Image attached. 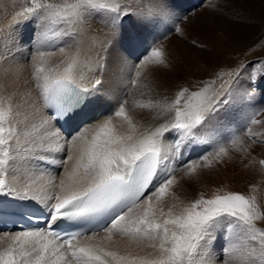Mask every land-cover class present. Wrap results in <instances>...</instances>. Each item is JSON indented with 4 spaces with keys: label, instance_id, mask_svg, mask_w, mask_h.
<instances>
[{
    "label": "snow or ice",
    "instance_id": "1",
    "mask_svg": "<svg viewBox=\"0 0 264 264\" xmlns=\"http://www.w3.org/2000/svg\"><path fill=\"white\" fill-rule=\"evenodd\" d=\"M112 13V27L118 28L123 19L135 13L121 11L120 5H111L104 0H74L72 3L56 4L48 0H31V7L17 12L12 22L0 32V49L14 42L15 29L35 23L37 30L47 38L49 25L58 23H83L86 15ZM180 32V28L174 29ZM56 36L74 37V31H61ZM136 34H130L128 41L134 44ZM63 52V48L59 49ZM12 53L13 49H9ZM51 53L37 51L33 61V79L46 107L54 108V114L45 118L41 115L39 124H32L24 131L26 152L38 156L41 161L48 156L63 154L60 167L65 169L58 183L53 177L48 183L51 194L44 189H33L26 185L17 191L8 181L12 144L19 143L21 130L14 124L16 113L13 104L0 98V195L35 202L47 213L45 229L21 230L11 237L12 242L0 250V264H217V257L211 251L216 233L222 227L229 231L236 229L235 238L245 245V253L238 264H264V229L256 221L264 218L254 197L240 192L217 191L210 197L203 194L187 206L174 213L173 205L165 213L157 203L168 194L176 183L177 169L170 167V161L178 159L182 149L188 145L207 144L206 136L211 131V122L217 113L230 103L233 90L208 96V87L192 92L183 106L187 88L182 89L168 107L174 111L171 121L160 123L140 131L120 102L113 114L122 117L129 125V131L117 130L112 120L106 119L89 138L83 134L88 125L87 111L99 99L96 80L91 87L77 81L74 69L77 59L71 58L63 72L53 75L54 69H46L45 56ZM165 53L152 47L145 59L153 64L165 65ZM18 63L13 55L0 58V71L10 72ZM135 67V66H134ZM137 76L139 72L135 73ZM264 79V77H262ZM223 88V85H221ZM249 98L253 93L246 94ZM253 118L250 123H258ZM81 118L83 127L69 131L64 136L58 130L50 131L56 123H69ZM27 119V118H26ZM154 119V117L152 118ZM250 131V129H249ZM175 132L178 138L173 142L171 156L164 147L165 134ZM55 141L53 142V139ZM79 153L70 170L66 166L73 160V149ZM216 143L215 159L229 155V148ZM228 143L235 144V138ZM211 166L207 156L202 157ZM264 164V161L260 162ZM187 177L196 172V165L189 162ZM140 209L139 212L134 210ZM62 224L76 231H58ZM92 232L83 243L80 237ZM105 232L106 240L113 235L128 237L131 241H149L148 247L156 250L154 256L133 254L120 255L100 243H92L95 235ZM250 242H258L259 252ZM233 239L225 233L222 249L223 264H237L233 252L238 248Z\"/></svg>",
    "mask_w": 264,
    "mask_h": 264
},
{
    "label": "rangeland",
    "instance_id": "2",
    "mask_svg": "<svg viewBox=\"0 0 264 264\" xmlns=\"http://www.w3.org/2000/svg\"><path fill=\"white\" fill-rule=\"evenodd\" d=\"M110 1L112 0H104V2L107 3ZM192 1L194 2V4L191 5L190 8L188 9L186 8L184 11H180L182 6H184V0H152V1L138 0L137 9H141V10L127 11L126 8L121 7V11H123L124 9V11L135 13V15H131V19L136 18L139 27H142L144 29V26L149 28L150 27L153 28L155 26L156 30H161V29L166 30V36L163 39L159 37L160 39L159 41H153L151 43L153 46L150 44L151 47L149 45L151 40L147 41L146 38H144V35H141L140 37L138 36L139 39L134 44H130L133 45L130 48V52L132 51L133 52L130 54L131 57L129 58L131 59L133 57L132 59L134 60H133V64L130 67L127 66V69L125 70V72H123L124 76L122 75L123 78L122 83L125 84L121 85L120 90H124V89H126L125 91L129 90L122 95L125 101L123 106L127 114L132 118L133 123L134 124L137 123V125L136 124L135 125L140 129H145L149 127L154 128L158 126L160 123L171 121L174 117L173 110L170 112H168L169 110L166 111L164 115L157 113L159 110L148 111L145 108V103H143L142 101L137 102L139 98L134 93L140 90L142 93L148 92V89L145 88L146 81L148 78L145 80L144 74H142L141 72V77L145 81L139 83L138 82L139 77L135 73L139 70L140 66L144 64V60H147L145 58L146 56L148 57L150 55L151 48L157 47L159 44L162 47L163 44L162 41H165L169 36L171 37L172 35L175 36L173 38L181 40L179 42H184L185 44H189L196 49L198 48L203 51L205 50L207 54H205L206 57L204 56V54L203 56L207 58L208 55H211L213 53H210L209 50L203 48L202 37L204 32L203 34L194 36L189 31L190 29L189 27L192 23L191 21L196 19L194 21L199 22L200 20L198 19L199 17L197 16L199 14H201L204 18L207 17L210 18V14L208 13L209 11H213L214 13H216L218 15L217 17L221 18L222 20L223 18L229 19V20L226 19L228 21L227 22L228 24L227 25L225 24L226 27H224L225 34L226 36L228 35L227 38L226 37L223 38L225 34L224 31H222L221 27L219 28L216 27L212 31L214 33L213 34L214 38L216 39L217 42H225L223 47H226V55H225L226 58H225V62L222 65L224 66V79L222 80L221 84L217 85L214 89H209L211 85L208 84L207 95L212 96L213 93L219 92L221 93V95H217L215 98L221 99L223 93H226L231 88L233 90V94L229 98L230 103H228L226 107L222 108V110L219 111L216 117L212 120L211 131L206 136V139L209 141V143L200 144L197 146L188 145L182 149L180 160L176 162L174 161L173 168L177 169L175 172L176 183L169 188L168 194L161 198L165 202L161 200L160 201L162 203L158 202L159 205L161 206V207L159 206L158 208H162V204H163L164 207L163 210L167 212L169 207L175 205L176 207L173 208L174 210L173 212L176 211L178 212L179 208L183 207L181 204L186 200L187 201L190 200L187 196L178 193L177 190L179 189V187L187 186L186 173L188 169L187 167H185V165L191 162L194 165H196V172L193 174V176L197 175L199 178H202L203 175L208 173L207 176L209 177L203 179V183L204 184L208 183V187H212L215 189V191L211 195L215 194L217 191L221 192V189H219L220 187L222 188L225 187L224 188L225 192H227L228 190L234 192H240L246 196L254 197L255 198L254 203L260 205L259 206L260 208L259 207L258 208L262 213H264L262 210V208H264V164L260 163L261 161H264V90L259 91V89L255 88L254 86L256 81L258 80H260L261 83L264 82V79H262V77H264V7H262L261 4L263 0H257V2L255 1L256 2L255 5H252L249 2L244 3L243 0H211V1L192 0ZM215 1H218L219 4L214 5V7L208 5V3L211 4ZM48 2L56 3V4H64L66 2L72 3L74 2V0H48ZM113 3H114L113 6L117 5V3L115 2ZM118 5L122 6L121 3H118ZM27 7H31V0H0V16L2 15V17H0V29H1L0 32H2L5 29V27H7L11 23L10 21L13 20L14 17H16L17 12H23V10ZM207 13L209 16L206 15ZM112 17H113L112 13H108V14L93 13L92 15H86L83 23L74 22L70 25L63 23L49 25L48 27L50 30L47 32V38H45L42 35L41 31L37 30V26L35 25V23H30L25 27L17 28L18 30L16 29L17 31H15L16 38H14V42L10 43L13 45L10 46L9 44L8 45L9 47H6L5 49L6 50L8 49L7 53L9 55H12L13 52L10 53L9 49H12L14 45L15 47H17V48L13 47L15 49L13 51L18 52L14 54V56L17 55V57L15 56L16 58L14 57V59L18 61L16 65L18 64L19 66L14 65L15 67L13 66L14 68L12 69V71L8 73L0 71L1 73L0 81L2 82L4 81V86L6 87L4 91L5 93L7 92L6 95L4 93L5 95L4 97H7L4 100L8 99L7 101L9 100L11 102L13 101L12 104L13 106L15 105L14 107L16 108V113L19 110L21 111L18 112L19 114H23L24 109L29 105L30 101L34 103L35 98L36 99L38 98L35 102L43 103V98L42 96H40V93L36 88V84L33 79L34 67H33V61L29 59V54H31L32 57H36L37 51H44L46 53H51L50 55H46L44 58L45 68L54 69V70L56 69V66L57 68H59L58 67L59 63L66 61L69 62L71 58L73 57L78 58V56L82 55L83 42L81 38L83 35L82 32L84 30L83 27L86 25L90 28L91 32L92 31L93 33L95 32L94 33L95 35L99 30L103 31L104 29L110 33L112 32V38H111L112 40L110 45L111 44L114 45L116 44V42H118L120 46L117 47H121L124 49L129 44L128 36L130 34L137 35V30L139 31L140 29L136 27L135 23L134 24L132 23L133 25L132 30L128 29L127 22L131 23V21H127V19L129 18H127L126 20L123 19L124 24L122 23L118 28L113 29ZM191 17H194V19L190 20ZM149 21L152 23L156 22V24L155 23L153 25L152 23L147 24ZM210 21L211 22L206 21L207 23H209L210 27L216 24L215 20L213 19L211 20V18ZM143 23L145 24L144 26ZM186 24H188L187 27ZM199 25L202 26L203 24H199ZM177 27L180 28L181 30L180 32L174 30ZM210 27L208 28L204 27V31L205 29H209ZM227 28L228 31H226ZM69 30L76 32V35L71 38L66 36L55 35V33L61 31H69ZM204 37L207 38V36ZM192 42H196V45L198 46L196 47L192 45ZM18 43H20V45ZM206 45L208 47V44ZM147 47H150V49L149 48L147 49ZM61 48H63V52L59 50ZM5 49H4V54L6 57L8 56V54L5 53ZM181 49L183 48L181 47ZM112 52L113 50L109 52V55ZM187 52L189 51L187 50ZM164 53H165L164 59L169 60V58L172 55L167 53L166 51H164ZM189 54L191 60H189L188 62L183 61L184 62L183 67L180 66L181 72H178L176 69L173 68V70L177 71V73H175L177 75L173 74V72H172L173 75H171V73L170 75H167L171 83L173 80V85L166 94L167 98L171 97V100L174 101L178 93L182 89L184 88L188 89V92L185 93L184 99L181 101L182 106L185 103V101H187L190 98L192 92L200 91L201 89L206 87L205 84L206 79L201 77L200 75L202 74L197 70H195L196 66L193 64L191 65L190 68L189 65L188 66L186 65L191 63L192 60L196 63V61L200 59L197 56L198 55L197 52L192 50L191 52H189ZM105 56L107 57V55ZM123 56H125V54H123ZM57 58L59 61L57 60ZM88 58L84 57V60H88ZM56 60L59 63L56 62ZM207 60H211V58ZM148 62L152 63V61L150 60H148ZM170 63L171 62H169L167 65H169ZM171 64L170 66H172ZM170 66L167 68L170 69ZM218 68L219 67L215 68V66H213L214 72L211 71V74L213 72L212 75L214 74L217 75L216 70H218ZM188 69L190 70L188 71ZM105 70L106 68L103 67L102 74L104 73ZM253 70H256L258 72H256V74H253ZM127 71L133 72L134 76L132 75V73L129 76ZM53 73L55 74L56 70ZM2 82H0V84ZM30 84L31 86L33 85L31 90H30L31 87ZM222 84H224L225 86L224 90H222L223 88H221ZM28 87L30 91L28 90ZM32 91L35 92L34 95L36 96L34 95L32 96ZM129 92L131 93V95ZM249 92L253 93V95L250 98L246 95ZM25 98L27 100H24ZM126 101H128V103ZM132 103H134L135 106H133ZM21 106L23 110L21 109ZM126 106L128 109L130 107L131 110L130 109L128 110ZM144 108H145L144 110L145 112L142 111V109ZM147 111L148 113L150 112L151 114L149 115V117H146L144 115L146 114ZM18 113L16 114V116H19ZM254 114H255L254 119L258 121V123H250ZM152 115H155V117ZM159 116H161L162 118ZM153 117L154 119H152ZM148 119L150 122L148 121ZM142 124L144 125V128ZM115 127L117 128V126ZM120 129L121 128H117V130ZM121 130L124 131L125 130L124 127H122ZM233 138H235L236 140V143L234 145L228 143ZM212 141H218L220 145L228 147L229 155L227 157H221L219 160L215 159L214 149L216 148L217 145ZM204 156H207L208 161L212 162L211 166H207V161L202 159V157ZM59 158L63 159L64 155L55 158V160L60 163ZM59 171H62V169H59ZM193 182H195L196 186L198 185L196 179L195 180L193 179ZM257 193L259 194L257 195ZM205 197H207V195H205ZM195 198L197 199L199 197L196 196ZM156 202L157 201L155 197H153V203L155 204ZM263 219L264 218H261V220ZM227 230L228 229L226 228L225 233L227 232L234 242L236 239L234 231H236V229H232L230 231ZM218 231L220 232L221 229H219ZM114 236L117 235L114 234L113 237ZM11 237L12 236L0 238V250H3L12 242ZM119 237H121L120 240L126 239L123 236H119ZM96 240L94 241V243L101 242L100 244L102 246L107 245L105 238L104 240L100 239L102 241L98 239ZM126 241L128 240L126 239L125 242ZM111 242L113 244V242L115 241L112 240ZM236 243H241V242L237 239ZM256 243L254 244L256 248L259 249L258 242ZM109 250L113 251L114 249L110 247ZM221 255H223L222 252ZM256 264H260L259 260H256Z\"/></svg>",
    "mask_w": 264,
    "mask_h": 264
},
{
    "label": "bare ground",
    "instance_id": "3",
    "mask_svg": "<svg viewBox=\"0 0 264 264\" xmlns=\"http://www.w3.org/2000/svg\"><path fill=\"white\" fill-rule=\"evenodd\" d=\"M255 1L257 2V0H243L244 3L245 2H249L252 5L256 4ZM113 2H115L117 4L121 3V5H122L121 7L122 8H126L127 11H130V10H141V9H137L138 0L137 1L136 0H123V1L122 0H112V1H110L108 3L113 5L114 4ZM193 4H194V2L192 0H184V6H182L181 10L180 9L179 10L180 11H184L186 8L187 9L190 8L191 5H193ZM217 4H219L218 1H215V2H213L211 4L208 3V5H210L212 7H214V5H217ZM261 4H262V7H264V0L261 2ZM123 11H124V9H123ZM208 13L210 14L211 20L212 19L215 20V23H216L215 25H212L210 27L209 23L206 22V21L211 22L210 18H208V17L204 18L201 14H199V15H197L199 18L198 17L197 18L201 21V23H200V21L199 22H195L194 20H196V19H194V17H191L190 20L191 19H194V20L191 21L192 23L189 21L191 23V25L189 27L190 28L189 31L194 36L195 35H199V34H203V32H204L203 37H202V39H203V48H206L207 50H209L210 53H213V54L208 55V57L205 58L206 57L205 54H207L205 52V50L203 51V50L198 49V48L196 49V48H194L193 46H191L189 44H185L184 42H179L181 40L173 38L175 36L172 35L171 37L169 36L165 41H162L163 42L162 47H161V45L159 43H158L159 45L157 46V48H161L162 50H164L167 53L172 55L169 58V60H165L166 66L165 65L157 66V65H155L153 63L148 62V60H144V64L142 66H140L139 70L137 71V72L140 73V75L138 76L139 77V81L138 82L139 83L143 82V81H145L148 78L147 81H146V86H145V88L148 89V92L142 93L141 90H140L138 92H135L134 94L139 98L137 100V102L142 101L143 103H145V108L148 111L159 110L157 113L164 114V115H165L166 111H168V110H169L168 112L172 111V109H170L168 106L170 104H172L173 101L171 100V97L167 98L166 94L170 90L171 86L173 85V80H172V83H171V81H170V79H168L167 75H170V73H171V75H173V74L177 73V71L181 72L180 71V66L183 67V63H184L183 61H187L188 62L189 60H191L189 52H191L192 50L197 52V54H198L197 56L200 59L197 60L196 63L192 60L191 63H189V64L185 63V64L187 66L189 65L190 68H191V65H193V64L196 66L195 70L200 72L202 74L200 76L206 79V82H205L206 86L208 87V84L211 85V87H209V89H214L217 85L221 84L222 80L224 79V66H222V65L225 62V58H226V56H225L226 55V47H223L225 42H217L216 41V39L214 38V35H213L214 33L212 31L216 27H218V28L221 27L222 31H224V27H226V25L228 24L227 20H229V19L226 18L227 19L226 20L225 18H223V20H222L221 18L217 17L218 15L216 13H214L213 11H209ZM208 13L206 15H208ZM102 14H108V13L105 12V13H102ZM0 17H2V15ZM124 20H126V19H124ZM127 21H131V23L127 22L128 23L127 24L128 25V29L132 30L133 29L132 23L133 24L135 23L136 27L138 29H140L139 31L137 30V36L140 37L141 35H144V38H146L147 41L151 40L149 45L153 41H159L160 40L159 37L163 39L166 36V30L165 29L156 30L155 26L153 28L145 27L144 23H143V26H144V29H143L142 27H139V24H138L136 18H132L131 19V16H129V19H127ZM10 22H12V20ZM151 23L152 22L149 21L147 24H151ZM154 23L156 24V22H153L152 25ZM199 24H203V25L201 26ZM3 26H5V25H3ZM187 26H188V24H186V27ZM204 27L205 28L210 27V28L209 29H205V31H204ZM6 28L7 27H5V29ZM83 28H84V30L82 32L83 35H82V38H81V40L83 42V44H82L83 50H82V55L78 56V58H76L77 59V65H76V68L74 69V73L76 75L77 81L80 82V83H83L85 86H88V87H91L92 85H94L96 80H100L101 81V84L98 86V88H99V92H98L99 99L96 100L90 106L89 110L87 111L88 119L85 120V123L88 125V127L85 129L83 134H86L90 138L91 135L96 131L98 126L100 124H102L106 119H109V118L112 120L113 126H117V128H121V129H122V127H124V129H125L124 131H129L130 129H129V125L127 124V122L122 117L115 116L113 114V111L114 110H118L119 103L122 100L124 101L122 95L125 94L127 91H129V90L125 91L126 89L120 90V87H121L122 84H125V83H122V80H123L122 75L124 76L123 72H125V70L127 69V66L130 67L133 64V60H134V59H132L133 57L131 59L129 58V57H131L130 54L133 52V51L130 52V48L133 45H130V43H129L124 49L121 48V47H117V46H120L118 44V42H116V44H114V45L113 44L110 45L111 40H112L111 39L112 38V32L110 33L108 31H106L105 29L103 30L101 28L103 31L98 29L99 31L95 35L94 34L95 32L94 33H93V31L91 32L90 28L87 25L84 26ZM17 30L15 29V31H17ZM226 31H228V28H227ZM224 34H225V31H224ZM169 35H170V33H169ZM204 36H207V38L204 37ZM227 36L225 34L223 38H225V37L227 38ZM18 40H20V39H18ZM18 44L20 45V43H18ZM206 44H208V47H207ZM11 45H13V44H10V46ZM151 45H150V47H151ZM192 45H194L196 47L198 46V45H196V42H192ZM13 47H15V45ZM13 47H12V49L15 50ZM150 47H147V49L148 48L150 49ZM181 47L183 49H181ZM15 48H17V47H15ZM26 48H27V46H26ZM4 49L5 48L0 49V58L5 57ZM184 49H186V50H184ZM7 50L5 49V53L6 54H8ZM106 50H107V52H106ZM111 50H113V52L110 53V55H109V52ZM187 50L189 52H187ZM15 53H18V52H14L13 51L12 55L14 56ZM122 53L125 54V56H123ZM99 54H101V55H99ZM203 54H204L205 57L203 56ZM105 55H107V57ZM15 56L17 57V55H15ZM87 56L90 57V58H88ZM84 57L88 58V60H84ZM210 58H211V60H207V59H210ZM57 60H58V58H57ZM57 60H56V62L59 61V60L58 61ZM169 62L172 63V64L170 63L172 66H170V64L167 65ZM67 64H68L67 61L59 63V66H58L59 68H57V66H56V69H55L56 73L55 74L63 72L64 68L67 67ZM169 66H170V69L167 68ZM213 66H215V68L219 67L218 70H216L217 75L216 74L212 75L213 72H214L213 71ZM103 67H105L106 70L102 74ZM173 68L176 69L177 71L173 70ZM189 70L190 69H188V71ZM131 71L130 72L127 71L129 76L131 75V73H132V75L134 74ZM211 71H213L212 74H211ZM141 72H142V74H144L145 80L142 79ZM172 72H173V74H172ZM256 72H258V71L253 70V74H256ZM52 74L55 75L54 73H52ZM0 75H1V73H0ZM175 75H177V74H175ZM213 76H216V77H213ZM25 77H26V75H25ZM164 77H165L166 80L164 79ZM212 79H214V80H212ZM6 80H8V79H6ZM0 82H2V81H0ZM222 85H223V89L222 90H224L225 86H224V84H222ZM30 86H31V84H30ZM32 86L30 87V90H31ZM237 86H239V85H237ZM254 86H255V88L259 89V91L264 90V82L261 83L260 80L256 81ZM127 87H128V85H127ZM5 88L6 87L4 86V81H3L0 84V98H2L3 100L5 98H7V97H4L6 95V93H7V92L5 93V91H4ZM234 88H236V87H234ZM28 90H29V87H28ZM34 91H36V90H34ZM131 92H133V91H131ZM4 93H5V95H4ZM34 94H35V92L32 91V96ZM130 95H131V93H130ZM34 96H36V95H34ZM37 99L35 98L34 103H32V101H30V103H29V101H28L29 105L28 106L26 105L27 106L26 108L23 107V108H25L24 111H23V114H19L18 112L20 110L18 111V109H17V111H18L17 113L19 114V116H16V120L14 121V124H16L17 127H19L20 130H21V139H20L19 143H15L14 142L12 144V151L10 152V156L13 157V159L10 160L7 179L10 182V184L17 191H21L22 192L26 185H30L33 189H37V190L38 189H44L46 191H49V194H51V191H50L51 185H49V183H48L49 179H52L54 177L56 179V182L58 183L59 179L62 178L63 175H64L65 169H62L60 166H58V165H60V163L55 160L56 157L62 156L63 154H55L54 156H56V157L50 155V156L47 157L46 160L41 161V159H39L38 156H33L31 153L25 151V149L27 148V145L24 143L25 137L23 135V132L31 130L32 124H37L38 125L41 115H43L45 118L51 117L49 114L46 113V110H45L46 106L44 104V101H43V103H37V102H35ZM7 100H4L5 104H7L10 101V100L9 101H7ZM11 100H13V99H11ZM24 100H27V99L25 98ZM31 100H33V99H31ZM126 102L128 103V101H126ZM12 103H13V101H12ZM132 104H133V106H135L134 103H132ZM36 105H38V106H36ZM127 105H130V104H127ZM14 106H13L14 112L16 113V108ZM126 108H127V106H126ZM131 108H133V107H131ZM145 108L142 109L143 112H145L144 111ZM21 109H22V106H21ZM129 109H130V107H129ZM148 111L146 112V114H144L146 117H149V115H151L150 112L148 113ZM152 116L155 117V115H152ZM159 117H161V116H159ZM80 121H81V118H77V119L73 120L71 123H69L68 124L69 131L78 130L79 127H83V125L81 124ZM148 121H149V119H148ZM52 123L54 125V128L51 129L50 131L58 130L64 136L68 135V134L67 135L64 134L59 129V124L58 123H56L55 121H53ZM135 124L137 125V123H135ZM138 126H139V124H138ZM143 128H144V125H143ZM137 129L140 130V131H143V129H140L138 127H137ZM165 137H166V139H165V142H164V147L169 150V155L171 156L172 145H173V142L178 138V134L175 133V132H172V133H170V135H168L166 133ZM52 139H53V142H54L55 138H52ZM78 153H79V142H78V146L73 149V160L68 161L67 166H66L67 170H70L72 168V166L74 165ZM180 157H181V155L178 157V159L171 160L170 161V167L173 168L174 167V161L176 162V161L180 160ZM59 160L61 161L60 158H59ZM196 164H197V162H196ZM59 169H62V171H59ZM207 174L208 173L203 175L202 178H199L197 175L196 176L192 175L191 177H188V178L186 177L187 186L186 187H179V189L177 190L178 193H180L181 195H185V196H187L190 199L189 201L186 200L187 202L184 201L181 204L183 207L187 206L188 204H190V202L194 201L196 199L195 198L196 196L200 197V195L203 194L204 196L207 195V197H210L211 194L215 191L214 188L208 187V183H206V184L203 183V179L209 177V176H207ZM193 179L194 180L196 179V181L198 182L197 186L195 185V182H193ZM224 188L225 187H223V188L220 187L219 188V189H221V193L225 192ZM175 189H177V188H175ZM258 194L259 193H257V195ZM5 201H7V202H10V201L11 202H18L20 205L28 206V207H36V208L42 210V208L38 204H36L35 202L28 203V202H25L22 199H19V198H16V197L7 196V195H0V202H5ZM161 201H163V199H161ZM161 201H159V203ZM168 201H169V199H168ZM163 202H165V201H163ZM159 203L156 202L155 205H157V207H159L160 206ZM168 203H166V204H168ZM170 203H172V202H170ZM256 205H258V204L256 203ZM259 206L260 205H258V207ZM162 208H164L163 204H162ZM180 209L181 208H179V210ZM262 210L264 212V208H262ZM134 211L135 212H139L140 209H136ZM176 212H174V213H176ZM256 225L259 228H264L263 227L264 226V219L263 220L258 219L256 221ZM40 229H45V228L38 227L35 230H40ZM225 229H226V227H222L221 231L220 232L218 231L216 233L215 244L211 246V251L217 257V264H223V258L224 257H222L223 255H221V252H222V249L225 246ZM227 231H229V230H227ZM17 232H19V231L15 230V229L10 230V231H5V232L0 231V238L13 236ZM234 233H236V231H234ZM106 235L107 234L105 232H99V233H97L95 235V238L91 242L94 243V241L96 239H98V240L103 239L104 240ZM91 236H93V234H86V235L80 237L79 238L80 242L83 243L85 240L88 239V237H91ZM120 238L121 237H119L118 235L114 236L112 240H114L115 242H113V244H112L111 241H108V240L105 239L106 242H107V245L104 246V247L107 248L108 250L111 247L112 249H114L113 251L118 252V254H120V255H126V254H129V253L133 254V255H140V256H154V255H156V250L147 246L150 243L149 241H144V242H142L140 244V243H138L136 241L129 240L128 237H124V238H126L128 240L126 242H125L126 239L120 240ZM236 240L237 239H235V241L233 243H236ZM100 241H102V240H100ZM99 243H101V242H99ZM254 243H256V242H250V246L254 247L255 246ZM236 244H238L239 246L233 252V256L236 258L237 264H238V261L243 258V255L245 253V245L243 243H236ZM256 249H258V248H256ZM257 252H259V249H258Z\"/></svg>",
    "mask_w": 264,
    "mask_h": 264
}]
</instances>
